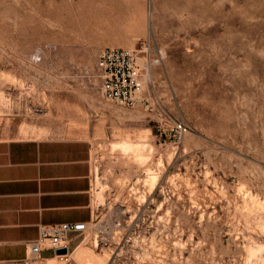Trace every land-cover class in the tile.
Returning a JSON list of instances; mask_svg holds the SVG:
<instances>
[{"label":"rangeland","instance_id":"1","mask_svg":"<svg viewBox=\"0 0 264 264\" xmlns=\"http://www.w3.org/2000/svg\"><path fill=\"white\" fill-rule=\"evenodd\" d=\"M143 41L165 50L151 113L97 67ZM39 125L92 142L94 219L62 261L0 264H264V0H0V136Z\"/></svg>","mask_w":264,"mask_h":264},{"label":"crops","instance_id":"2","mask_svg":"<svg viewBox=\"0 0 264 264\" xmlns=\"http://www.w3.org/2000/svg\"><path fill=\"white\" fill-rule=\"evenodd\" d=\"M39 127L47 134L0 136V262L27 260L44 225L94 219L92 142ZM70 237L71 245L78 239L74 252L81 236ZM67 256L45 249L40 258Z\"/></svg>","mask_w":264,"mask_h":264},{"label":"built area","instance_id":"3","mask_svg":"<svg viewBox=\"0 0 264 264\" xmlns=\"http://www.w3.org/2000/svg\"><path fill=\"white\" fill-rule=\"evenodd\" d=\"M165 57V50L159 45L143 41L134 47H108L103 49L97 59L101 77L100 92L104 100L127 109H140L151 113L159 105L155 94L156 84L153 70ZM165 121V118L164 120ZM189 131L184 120H176L170 125L160 123L157 128L159 142L167 140L178 144ZM89 226L85 222H65L42 226L39 236L30 244V256L40 258L45 249H67L71 254V235L77 234L85 239Z\"/></svg>","mask_w":264,"mask_h":264},{"label":"bare ground","instance_id":"4","mask_svg":"<svg viewBox=\"0 0 264 264\" xmlns=\"http://www.w3.org/2000/svg\"><path fill=\"white\" fill-rule=\"evenodd\" d=\"M134 12H135V11H134ZM37 49H38V48H37ZM39 49H40V48H39ZM37 52H38V51H37ZM37 52H36V54L33 53V55L35 54L34 57H35L36 61H37V59H38V56L42 55V54L39 55V53H37ZM31 53H32V52H31ZM31 56H32V55H31ZM41 59H42V56H41ZM33 61H34V60H33ZM34 63H35V62H34ZM41 128H42V127H41ZM23 129H24V127H23ZM30 132H31V131H30ZM128 140H129V139H128ZM128 140L125 141V142L123 141V143H121V149H124V151H125V150H132V151H134V152H136V153L139 154V153L141 152V151H140V148H139L138 146H135V143H133L134 145H133V144L131 145V144L129 143L130 141L128 142ZM131 142H132V141H131ZM146 142H147V141H146ZM146 142H145V143H146ZM143 143H144V142H143ZM138 145H141V144L139 143ZM144 145H145V144H144ZM113 147H114V146H113ZM150 148L152 149V146H151ZM151 149H150V150H151ZM143 150H144V148H143ZM132 151H130V152H132ZM139 151H140V152H139ZM155 151H156V150H155ZM128 152H129V151H128ZM128 152H127V153H128ZM130 152H129V153H130ZM142 152H143V151H142ZM134 154H135V153H134ZM140 154H141V153H140ZM143 154H144V153H143ZM138 157H139L140 159L142 158V157H140L139 155H138ZM101 189H102V187H101ZM98 195H99V194H98ZM101 200H102V199H101ZM255 205H257V204H255ZM260 206H261V205H260ZM254 207H255V206H254ZM258 208H259V207H258ZM255 210H256V209H255ZM108 259H109V256H108Z\"/></svg>","mask_w":264,"mask_h":264},{"label":"water","instance_id":"5","mask_svg":"<svg viewBox=\"0 0 264 264\" xmlns=\"http://www.w3.org/2000/svg\"><path fill=\"white\" fill-rule=\"evenodd\" d=\"M58 254H65L67 253V249L63 248V249H59L56 251Z\"/></svg>","mask_w":264,"mask_h":264}]
</instances>
